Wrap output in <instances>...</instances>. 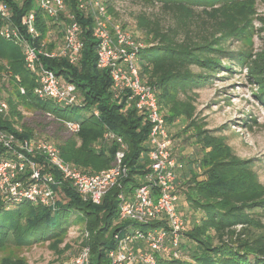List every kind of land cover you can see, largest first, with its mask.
Wrapping results in <instances>:
<instances>
[{
  "label": "trees",
  "instance_id": "obj_1",
  "mask_svg": "<svg viewBox=\"0 0 264 264\" xmlns=\"http://www.w3.org/2000/svg\"><path fill=\"white\" fill-rule=\"evenodd\" d=\"M4 1L13 10L17 25L21 17L34 8L33 0H26L21 5L14 0ZM65 1L76 12L77 0ZM133 1L150 7L159 6L165 16L164 20L159 17L140 18L141 29L150 39V46H144L139 53L142 79L156 87L161 112L168 124L185 122L186 127L181 134L194 131L187 140L195 139L204 152L197 166L205 170L202 175L190 170L191 180L184 194L188 208L202 214L199 222L193 227L189 226L184 234L188 243L185 244L184 239L182 243L183 252L188 250L189 243L195 246L192 262L159 258L157 264H264V222L257 219V214L253 212L260 210L264 218V186L258 180L254 161L237 158L225 139L204 128L196 116L193 94L195 88L211 82L217 73L231 72L235 66L240 69L244 66L242 53L235 54L229 49L243 29L235 0ZM107 5L111 12L112 3ZM77 15L85 31L80 65L73 66L64 59L41 57V60L47 69L76 86L84 105L61 107L53 101L37 98L33 93L37 86L36 76L26 68L21 47L1 36L0 61L7 62L8 67L4 72L9 80L26 90L25 95L18 90V96L22 98L19 103L30 104L47 116L51 114L55 120L73 121L81 125L74 141L57 144L65 161L90 174L101 173L115 166L118 150L114 142L109 149L103 148L106 132L110 131L124 140L128 146L125 164L129 168V175L122 185L130 193L148 172L145 157L149 150L151 127L136 108H127L125 99L120 101L115 98L109 72L99 69L97 65L91 19ZM48 22L38 13L40 41L48 37ZM225 61L228 63L225 64ZM196 68L199 73L194 71ZM258 69L256 76L261 87H264V59ZM9 103L17 116H21L17 112L18 103ZM95 110L98 116L94 114ZM69 112L82 116L80 119L69 117ZM84 112H88L87 117L83 115ZM17 125L14 117L6 119L0 116V129L22 139L35 136L32 130ZM219 149L225 154H219ZM202 176L204 180H201ZM119 193L118 187L113 188L102 204L95 205L84 202L64 184L61 187L63 201L56 212L28 202L8 208L0 196V264H27L22 260L1 258V254L9 247L21 249L44 243L55 246L74 223L89 232L92 264H109L107 252L114 246L113 236L129 225L128 222L119 221ZM180 194L182 196L181 191ZM72 214H76L73 224ZM162 226V223H155L149 228Z\"/></svg>",
  "mask_w": 264,
  "mask_h": 264
},
{
  "label": "built area",
  "instance_id": "obj_2",
  "mask_svg": "<svg viewBox=\"0 0 264 264\" xmlns=\"http://www.w3.org/2000/svg\"><path fill=\"white\" fill-rule=\"evenodd\" d=\"M14 1L21 5L26 0ZM33 3L34 8L26 12L17 25L11 7L0 0V36L21 47L26 68L36 76L34 95L61 107L84 105L76 86L47 69L41 57L64 59L79 66L85 31L77 14L91 19L98 68L109 72L115 98L125 99L127 108H136L151 127L145 157L148 172L133 192L124 190L122 184L129 175L125 164L128 146L110 131L106 132L103 144H117L116 164L109 170L90 174L65 161L56 143L38 135L22 139L0 129V196L8 208L28 202L56 212L60 209L64 184L84 202L95 205L102 204L108 192L118 187L119 221L129 225L113 236L114 246L107 252L109 264H157L159 258L185 260L182 243L191 222L178 209L181 197L178 175L185 165L174 154L170 125L161 112L157 89L142 79L139 53L143 45L123 24L113 19L108 0H77L76 12L65 0H33ZM38 13L49 20L48 37L42 41L37 26ZM56 26L58 35L53 33ZM19 90L22 95L26 94L23 87ZM8 111V102L0 96V116L7 115ZM94 114L98 116L99 113L95 110ZM48 116L54 118L51 114ZM61 121L73 134L80 132L78 122ZM155 223L163 226L149 228ZM80 237L77 254L65 264H92L89 232L83 229Z\"/></svg>",
  "mask_w": 264,
  "mask_h": 264
},
{
  "label": "rangeland",
  "instance_id": "obj_3",
  "mask_svg": "<svg viewBox=\"0 0 264 264\" xmlns=\"http://www.w3.org/2000/svg\"><path fill=\"white\" fill-rule=\"evenodd\" d=\"M109 2L112 3L109 13L113 19L123 24L143 47H149L150 39L141 29L140 18L142 16L150 19L159 17L164 20L165 16L161 13L160 7H150L133 0H108ZM234 3L237 6V14L242 18L243 29L229 49L235 54L242 53L244 66L242 69L235 66L231 72L221 71L210 80L211 82L193 90L197 106L196 116L206 130L225 139L237 158L254 161L258 180L264 186V103L262 102L264 87H261L256 76L257 69L264 59V0H235ZM53 33L54 35L59 34L57 26L53 29ZM54 45L56 46V44ZM7 67L6 60L0 61V96L9 104V111L4 117L6 119L14 117L18 127H27L35 135L49 139L58 145L74 141L76 134L70 132L61 120L50 118L30 104L19 103L22 100L18 96L19 87L15 81L6 77L7 73L4 72V69ZM194 71L200 72L197 68ZM181 97L183 98L182 95ZM11 101L18 103L17 112L21 116H17L16 110L9 103ZM68 115L76 119H80L82 116L73 112H69ZM83 115L87 117L88 112H84ZM169 125L173 137L174 154L185 165V169L178 179V188L182 192L178 209L193 227L202 218V214L188 208L184 194L188 190V183L191 180L190 170L199 175H202L205 170L197 166L204 152L195 143V139L187 140L194 131L181 134V130L186 127L185 122L179 121ZM111 145L112 142L105 143L103 148L109 149ZM217 152L225 154L222 149ZM201 180H204V176L201 177ZM253 212L257 214V219H262L264 222L260 210ZM75 220L76 214H72V224ZM74 224L68 229L67 235L63 237L62 241L55 246L44 243L21 249L9 247L4 251V254H1V258L22 260L27 264H65L77 254L82 241L80 235L83 226ZM133 229H135L134 226ZM184 241L185 244L188 243L187 239ZM194 248L193 244L187 245L188 250L184 251L186 262H192Z\"/></svg>",
  "mask_w": 264,
  "mask_h": 264
},
{
  "label": "crops",
  "instance_id": "obj_4",
  "mask_svg": "<svg viewBox=\"0 0 264 264\" xmlns=\"http://www.w3.org/2000/svg\"><path fill=\"white\" fill-rule=\"evenodd\" d=\"M182 173H183V171L179 172L178 178L180 177V174H182Z\"/></svg>",
  "mask_w": 264,
  "mask_h": 264
}]
</instances>
